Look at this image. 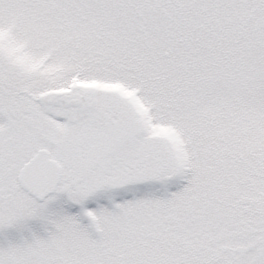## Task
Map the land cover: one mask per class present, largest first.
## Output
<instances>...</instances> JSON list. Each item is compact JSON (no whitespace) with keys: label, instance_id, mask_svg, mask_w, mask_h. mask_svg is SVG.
<instances>
[{"label":"snow or ice","instance_id":"6c2138e0","mask_svg":"<svg viewBox=\"0 0 264 264\" xmlns=\"http://www.w3.org/2000/svg\"><path fill=\"white\" fill-rule=\"evenodd\" d=\"M0 264H264V0H0Z\"/></svg>","mask_w":264,"mask_h":264}]
</instances>
